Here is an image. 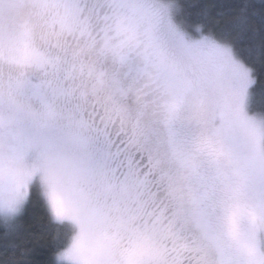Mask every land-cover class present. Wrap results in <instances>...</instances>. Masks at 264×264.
Masks as SVG:
<instances>
[{"label":"snow or ice","instance_id":"1","mask_svg":"<svg viewBox=\"0 0 264 264\" xmlns=\"http://www.w3.org/2000/svg\"><path fill=\"white\" fill-rule=\"evenodd\" d=\"M0 264H264V0H0Z\"/></svg>","mask_w":264,"mask_h":264},{"label":"trees","instance_id":"2","mask_svg":"<svg viewBox=\"0 0 264 264\" xmlns=\"http://www.w3.org/2000/svg\"><path fill=\"white\" fill-rule=\"evenodd\" d=\"M28 222L33 225V231L40 234H47L54 227L49 223L48 215L39 203L30 210ZM35 259L41 260L43 257L37 255Z\"/></svg>","mask_w":264,"mask_h":264}]
</instances>
